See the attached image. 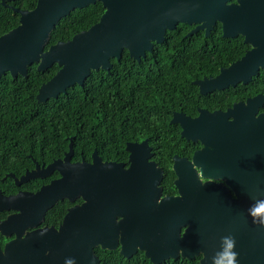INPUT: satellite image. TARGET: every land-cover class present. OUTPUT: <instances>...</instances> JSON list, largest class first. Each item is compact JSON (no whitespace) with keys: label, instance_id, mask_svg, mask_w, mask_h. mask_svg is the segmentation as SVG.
Segmentation results:
<instances>
[{"label":"water","instance_id":"1","mask_svg":"<svg viewBox=\"0 0 264 264\" xmlns=\"http://www.w3.org/2000/svg\"><path fill=\"white\" fill-rule=\"evenodd\" d=\"M7 1L3 0V4L9 6ZM97 1L105 8L98 22L46 49L52 31L63 17ZM10 7L20 18L16 27L0 36V78L6 72L14 78L26 77L34 63L39 71L57 64L60 68L56 74L38 90L40 103L58 97L73 85H84L94 70H109L111 57L119 59L124 49L140 61L152 50L154 41L163 42L166 30L180 22L198 24L190 35L198 29H205L209 35L219 22L223 37L241 35L251 45L241 59L207 79V90L224 89L239 82L247 84L264 68V0H37L32 9ZM263 104L264 95L258 94L224 112L206 111L196 118L171 120L181 123L183 136L188 140L203 143V149L194 156L202 176L226 178L238 195L231 199L224 186L212 181L202 183L192 164L184 167L187 175L175 165L182 180L191 177L189 187L181 191L191 192L195 203V226L187 228L180 238L186 248H181L182 254L193 258L201 252L200 264H211V258L223 251L221 237L228 235L236 239L239 264H264V218L254 224L248 214L255 201L264 200V113L255 116ZM127 150L131 151L128 169L121 163H103L100 158L97 164L96 155L94 162H71V144L59 166L56 161L45 169L37 165L20 177L8 174L18 186L55 168L61 177L38 191L20 190L6 195L0 189V211H13L0 221V233L9 239L0 247V264H98L97 246L114 250L117 233L111 228L117 226L113 211L118 210L113 209L125 211L126 216L129 201L139 197L145 200L152 192L161 191L157 185L162 172L148 162L150 155L130 144ZM252 153L259 155V164L252 163L251 157H244L241 162L240 154ZM252 175L257 187L252 186ZM238 181L244 182L239 190ZM80 197L84 202L71 206L58 228L41 226L47 211L56 203L64 199L73 202ZM169 214L170 210H164L163 223L171 219L167 218ZM187 214L188 208L182 219ZM122 224L121 221L119 226ZM121 228L134 243L129 252L124 246L121 249L122 255L130 257L140 242L137 239H144L145 235L139 229L132 231L133 227ZM162 234L161 244L170 245L178 239L179 232L172 234L171 229L164 227ZM170 256L152 260L159 264ZM175 256L177 249L172 253Z\"/></svg>","mask_w":264,"mask_h":264},{"label":"trees","instance_id":"2","mask_svg":"<svg viewBox=\"0 0 264 264\" xmlns=\"http://www.w3.org/2000/svg\"><path fill=\"white\" fill-rule=\"evenodd\" d=\"M7 3L9 6L0 0V36L19 24L20 15L14 12L10 5L32 9L36 6L37 0H8ZM104 11L105 8L100 1L71 11L52 31L46 49L51 44L71 39L76 33L88 29L99 21ZM199 34L201 33L193 35L192 40L195 42L188 46L186 53L174 55L164 51L162 57L159 54H151L149 63L164 67L162 70L172 69L176 65L179 66V70L190 65L196 70L202 65L203 71L215 73L219 65H228L239 58L247 47L241 37L239 39L223 37L220 23L209 38ZM190 39L187 38L185 41L178 39V44L189 43ZM133 63L136 65L132 69L131 84L122 78L120 84L111 85L108 74L98 80V73L92 71L84 85H73L58 97L49 98L41 103L37 100L38 90L56 74L60 68L57 64L45 71H39L37 64L34 63L29 66L26 77L18 75L14 78L9 72L2 75L0 189L4 194L15 193L21 189L28 191L37 189L43 180L34 179L17 186L14 178L7 175L13 173L20 177L27 170L34 168L35 160L50 162L62 155L63 151L68 149L69 141L64 139L65 136H75L74 151L79 153L83 150L89 156L96 145V136L100 135L103 151L110 156H118L123 154L127 140L144 136L153 137L150 129L175 127L169 123L168 118L151 117L153 113L159 112L167 105L163 102L166 96L162 92L168 87L166 81L172 78L157 76L143 78L139 75L141 63L134 61ZM134 78L137 79L136 82ZM246 88L250 89V93H264V69L259 71L249 85L243 86L244 90ZM243 95L245 96V93ZM166 138L168 141H163V152L172 150L173 142L169 139L175 136L167 134ZM68 205H70L68 201H60L49 209L44 224L57 225ZM6 216L7 211H0V221ZM8 240L0 233V247ZM98 254L101 257L99 264H153L141 255L127 259L117 251L98 250ZM170 264L199 263L177 260Z\"/></svg>","mask_w":264,"mask_h":264},{"label":"flooded vegetation","instance_id":"3","mask_svg":"<svg viewBox=\"0 0 264 264\" xmlns=\"http://www.w3.org/2000/svg\"><path fill=\"white\" fill-rule=\"evenodd\" d=\"M219 23V22H218ZM217 23V24H218ZM215 25V27L217 26ZM221 24V23H220ZM198 24H189L185 22H180L177 26L173 29H167L165 32L164 41L161 43L153 42L152 50L146 52V56L142 57L140 61L136 60L130 55V51L128 49H124L120 58L111 57V67L109 70L99 69L94 70L98 73L97 77L98 80L102 78V76L108 74V79L110 80L111 85L120 84L122 78H124L127 83H132V69L135 67L136 64L133 63H141V71L139 75L143 76V78H147L148 76H157L158 78L169 77L172 78L166 81V85L168 87L162 92L165 94V98H163V102L167 104L165 107L160 109L159 112L153 113L151 117L154 118H168L169 123L175 125L173 128H154L150 129L149 132L152 134L153 137H141L135 140H127L124 146V152L122 155L114 157L106 154L102 147H101V137L100 135L96 136V145L93 147V151L88 156L85 154L83 150H80L79 153L74 151L73 155L70 158L71 162H94V155H96V159L100 158L101 162H115L121 163L124 165V168L128 169L130 166V153L131 151L127 150L128 144L130 147L133 148L136 146V149L139 148L141 152L144 154L148 153L150 156L148 158V162L153 163L157 169H161L162 178L160 183L157 185L161 191L152 192L150 198L142 200L141 197L136 198L135 200L129 201L128 204V213L125 211L121 212L119 208H115L113 210V214L115 215L113 218V223L117 224V226L113 225L111 230L116 231L117 233V246L114 250L110 251H117L120 255L121 249L124 246L125 252H129L131 249V245L134 243H130V235L127 233H123L121 227H128L129 229L132 228V231H142L145 235V238L137 239L140 241L137 245L136 252L132 254L130 257L124 258L131 259L136 255H141L150 263L156 264L152 258L160 260L165 257V255H171L168 258L162 260L159 264H170L172 261H195L200 264V260L202 259L203 255L200 252L198 255H195L193 258L185 257L182 254V249L184 248V243L180 240L183 236L185 230L189 227L195 226V217H194V210H195V203L192 200L191 192L188 191H181V189L185 187H189L191 182V177L182 180L180 178L179 172L174 168L175 165L177 166L178 170L184 172L186 175L188 174L187 170H185L186 164H192L193 168L197 172V177L202 183H206L208 181H212L216 184H220L221 186L225 187L228 195L231 199H236L238 197L236 190L227 182V179L223 178H210L202 176L201 168L196 165L194 156L197 152L203 149V143L198 140H188L186 137L183 136V127L181 123L175 122L171 123V120L180 117H190L196 118L201 113L204 112H214V111H226L229 108L233 107L235 103L245 102L247 99L257 96L258 94L264 95V93H250V89L246 88L243 89V86L249 85L255 76H253L252 80L247 84L239 82L235 86H229L224 89H213L207 90V85H205L207 79L211 77L217 76L223 68L229 67L233 62L241 59V57L251 49V45L244 42L243 36L239 35L237 37H228L230 39H239L240 37L243 39V42L247 45L244 50V53L240 55L239 58L231 61L228 65H219L217 72L213 73L211 71L205 72L203 71V66L200 65L196 70L194 66H188L183 70H179V66H174L172 69H164L158 64L149 63V56L152 55H161L166 51V53H173L174 55H180L187 52L188 46L194 44L195 40L193 35L201 33L199 35H203L204 38H209L211 32L215 29V27L211 30L209 35H206L205 29H198V31L189 34L192 30H194ZM222 28V25H221ZM223 36V35H222ZM187 38H191L189 43L182 42L181 45L178 44V39L180 41H185ZM227 38V37H225ZM178 46H181L178 48ZM166 49H162V48ZM127 56L125 57V55ZM128 58V59H127ZM155 60V58H153ZM156 61V60H155ZM264 69V68H262ZM261 70V69H260ZM259 70V71H260ZM150 71V72H149ZM135 82L137 79H135ZM243 91V93H242ZM245 93V96L243 95ZM231 97V100H229ZM264 113V104L262 107H259L258 112L255 113V116H259L260 114ZM170 134L175 136L173 139H169L172 143V150L163 152V141L167 140L166 135ZM141 136L143 134L141 133ZM65 140H68V149L63 151L62 155L54 158L50 162L46 161H37L35 160L34 168L30 170L36 169L37 165L41 168L45 169L50 164L59 161L56 163L57 166L60 165V161H63L65 158L66 153L70 150V146L74 144L75 136H65ZM166 141V142H167ZM145 142V143H143ZM100 144V145H99ZM99 145V147H98ZM110 147V145H108ZM178 157V159H174V157ZM241 162L245 161L244 157H251L252 163L257 162L259 164V155L257 156L252 154H240L239 155ZM97 164H99V159ZM190 173V171H189ZM22 176V175H21ZM61 177L60 171L58 169H51L48 173L43 177H37L35 179H41L43 182L39 185L37 189L34 191H38L43 185L49 184L51 181L59 179ZM34 180V179H31ZM30 181V180H29ZM252 186H258V182L256 181V177L252 175ZM251 182H249L251 184ZM16 184V183H15ZM244 182L238 181L237 189H242L244 187ZM247 184V183H246ZM18 186V185H17ZM24 190V189H21ZM20 191V190H18ZM17 191V192H18ZM15 192V193H17ZM4 193V192H3ZM11 193V194H15ZM239 193V192H238ZM240 192L239 194H242ZM244 194V193H243ZM9 195V194H6ZM132 195L129 194L128 197L130 198ZM61 201H68L70 205L66 206L67 210L76 204H82L84 201L83 199L77 198L75 201L71 202L67 199ZM60 202V201H59ZM57 204V203H56ZM55 206V205H54ZM53 206V207H54ZM186 208H188V214L185 216L186 219H182L183 212L185 213ZM164 210H170V214L167 218H171L170 220H164L163 223V212ZM13 211H7V215L12 213ZM65 212V214H66ZM119 212L121 214H119ZM64 214V215H65ZM63 215V217H64ZM63 217L61 220L55 224H43L48 226H55L56 228L59 227L61 224ZM123 222L121 226H119L120 222ZM134 223L131 226V223ZM164 227L171 229L172 234L175 230L179 232L178 239H173V242L169 245L167 243L161 244L163 240L162 230ZM130 232V231H129ZM128 232V234H129ZM173 238V237H172ZM136 241V240H135ZM134 242V241H133ZM137 243V242H135ZM177 249V256L172 257V253ZM98 250H109V249H102L101 246H97L95 249L96 254L100 258L98 254ZM99 262V263H100ZM98 263V264H99ZM188 263V262H186Z\"/></svg>","mask_w":264,"mask_h":264},{"label":"clouds","instance_id":"4","mask_svg":"<svg viewBox=\"0 0 264 264\" xmlns=\"http://www.w3.org/2000/svg\"><path fill=\"white\" fill-rule=\"evenodd\" d=\"M248 214L253 218V223L256 224L258 218H264V200L255 201L248 209ZM223 241L222 252H217L211 258V264H239V253L236 249V239L232 235L222 236Z\"/></svg>","mask_w":264,"mask_h":264}]
</instances>
